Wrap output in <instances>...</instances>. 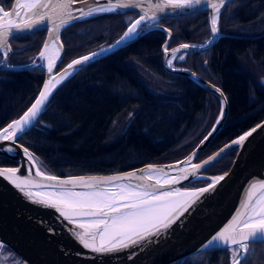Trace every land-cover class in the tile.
I'll list each match as a JSON object with an SVG mask.
<instances>
[{
    "label": "trees",
    "instance_id": "trees-1",
    "mask_svg": "<svg viewBox=\"0 0 264 264\" xmlns=\"http://www.w3.org/2000/svg\"><path fill=\"white\" fill-rule=\"evenodd\" d=\"M3 2L7 10L12 0ZM136 17L123 11L69 25L60 34L64 53L56 71L74 57L112 43ZM159 24L172 33L168 48L186 42L201 44L209 38L204 12L166 18ZM219 32L223 35L207 51L184 53V60L173 62L219 87L228 102L225 123L197 162L264 118V0L229 2L219 16ZM44 36L45 30H39L12 39L7 62H31ZM165 38V32L152 29L87 65L58 87L39 122L19 140L38 159L41 170L55 175L113 173L179 160L198 144L215 121L219 101L189 78L163 69L161 45ZM142 70L157 76L164 89L149 88ZM42 78L41 69L0 70V128L30 105ZM129 112L132 116L121 136L108 141L113 119ZM235 153L227 154L204 174L226 172ZM0 165L15 164L0 156ZM3 254L7 264L20 263L6 246ZM229 257L228 249H217L169 264H229ZM241 264H264V243L251 244Z\"/></svg>",
    "mask_w": 264,
    "mask_h": 264
},
{
    "label": "snow or ice",
    "instance_id": "snow-or-ice-1",
    "mask_svg": "<svg viewBox=\"0 0 264 264\" xmlns=\"http://www.w3.org/2000/svg\"><path fill=\"white\" fill-rule=\"evenodd\" d=\"M76 2L77 0H16L15 9L11 12L0 7V56L3 57L0 63H3L5 67H11L6 61L9 53L12 52L9 38L14 31H33L42 25H47L48 31V39L38 54L40 61H46L48 79L23 115L0 129V142H11L6 147L0 144V151L7 153L16 151V142L35 127L39 122L40 114L52 102L55 91L78 70V66L98 56L107 55L122 44H127L128 41L146 36L152 29L159 27L161 14H164L167 8L175 10L194 9L202 5L210 7L213 10L210 17V30L215 38L220 35L221 8L229 0H218V2L215 0H155V2L154 0H107L105 4L89 7L87 11L83 8H73ZM145 4L146 10L143 7ZM127 8H140L142 14L130 23L119 40L106 48L101 47L98 52L74 59L61 72H54L63 49V44L59 43L61 29L67 28L77 19ZM160 31L167 33L168 39H171L169 29L160 27ZM208 43L212 41L209 40ZM167 45L168 40L165 41L163 48L166 56L169 55ZM206 46L181 44L179 48L172 49L168 66L172 67V61L175 59L185 58L184 55L177 57V52ZM32 67L43 68L45 65H37L33 60ZM223 115L222 107L220 117L216 121L217 125ZM259 127L261 125L245 132L232 143L242 146ZM215 130L216 127L213 126V131L208 133V136L204 138L205 141L213 135ZM223 151L221 149V152ZM23 153L29 162L28 175H20L18 168H0V177L6 179L30 202L55 209L64 220L75 225L76 227L71 229L74 238L85 249L94 253H112L144 243H158L174 224L181 221L186 213L194 212L195 206L203 202L202 198L206 194L211 196L216 191V186L225 179L224 175L208 178L201 174L202 169L207 171L209 166H214L219 153L200 164H192L191 160L197 155L193 153L192 157L182 162L188 164L189 168H178L175 175L171 174V166L169 170H165L163 167L157 168L150 165L146 176L133 172L105 178L78 177L60 180L36 167L35 177H41L43 181L55 182L47 184L28 178L33 175L31 166L37 165L38 159L29 152L27 147L23 148ZM133 179L136 181L155 179V184L146 182L133 184L131 183ZM189 179L195 182L206 179L210 182L196 189L181 190V188L171 187ZM77 188L87 190L77 191ZM49 231L54 233L55 230L49 229ZM256 243H264V182H254L250 185L241 210L223 230L212 235L202 247L230 249L233 253L232 264H240L241 259L246 257L250 244Z\"/></svg>",
    "mask_w": 264,
    "mask_h": 264
},
{
    "label": "water",
    "instance_id": "water-1",
    "mask_svg": "<svg viewBox=\"0 0 264 264\" xmlns=\"http://www.w3.org/2000/svg\"><path fill=\"white\" fill-rule=\"evenodd\" d=\"M231 1L232 0H229V2ZM106 2L107 0H77V2L73 4V8H83L85 11H87L89 7L102 5ZM215 2H218V0H215ZM229 2L223 5L221 11ZM15 6L16 0H12L11 6L7 10H4L11 12L15 9ZM143 7L145 10L147 9L146 4L143 5ZM123 11H129L137 14V17L135 19H138L139 15L142 14L140 8L118 9L116 12ZM212 11L213 10L210 7L202 5L194 9L186 8L174 10L171 8H167L165 10V13L161 14V20H163L166 18H178L189 16L201 12L206 13V22L209 30V38L201 44H192L187 42L181 44L207 46L203 48L196 47L189 48L187 50H181L180 52H177L176 55L207 51L215 44L217 39L223 35L220 33V35L216 36L215 38H213L212 36L210 30V17ZM116 12L99 13L91 17H86L85 19L74 20L71 24L98 15L111 14ZM13 18L15 19V17ZM160 27L166 28L159 24V27L155 29L160 30ZM126 29L123 31V33L126 31ZM39 30H45V36L39 51L33 60L36 61L37 65L44 64L45 67L33 68V60L26 64L11 65V67H5L3 63H0V70L23 71L41 69L43 71L41 85L30 105L18 117L10 120L0 129L4 128L8 123L15 119H18L21 115H23V113L34 102L35 98L39 94V91L43 88L45 81L48 79V73L46 71V61H40L38 58V54L42 50L44 42L48 39L47 25H42L33 31H14L12 36L9 38V42L16 37L30 34ZM63 30L64 29H61L60 34ZM123 33L112 43L101 47L106 48L109 45L114 44L117 40L120 39ZM165 34L166 38L163 44L161 45V64L163 69L169 74L189 78L200 88L215 95L219 101V111L215 118V121L212 124L211 128L208 130V132L205 134V136L199 141V143L187 155L173 162L147 163L113 173L77 175H55L47 172L45 173L47 175H54L60 180L78 177L105 178L112 176H123L133 172H135L137 175L146 176L148 166L151 165L157 168L163 167L165 168V170H169V166H171V174L175 175L177 174L176 170L178 168H189L188 164H184L182 162L187 160L189 157H192L193 153H197V155L191 160L192 164H200L203 161L207 160L209 157L216 156V154L219 153V156H217L216 161L214 162L215 164L219 160L224 158L227 154L236 151L233 162L226 172L216 175H207L204 174L205 171L203 169L201 170V174L203 177L210 178L224 175L225 179L216 186V191L211 196H208L206 194L205 197L202 198L203 202L195 206L194 212H191V214L186 213L185 216L181 218V221H179L177 224H174L171 229H169L168 233L164 237H162L158 243H144L143 245L133 246L112 253H94L89 249H85L82 244L74 238L71 229L75 228V225L69 224L66 220H64L63 217L59 215V213L55 211V209L44 207L30 202L12 184H10L3 177H0V244L8 247L19 257V264H169L174 261L182 260L188 256L199 254L205 251L217 250L204 249L202 246L212 235L223 230L231 222L237 212L241 210L250 185L254 182H264V118L257 124L246 129L242 133L238 134L236 137L224 143L209 156L205 157L204 159L198 162L196 161V159L207 146V144L211 141V139L217 134L222 125L225 123L228 115V102L225 94L219 87L203 79L195 72L189 70L186 67L174 65V60L172 61V67L168 66V59L170 58L172 49L179 48L181 44H177L171 48H168L169 55L166 56L163 51L165 41L168 40L169 44L171 39L169 40L167 33ZM209 40H211L212 43L209 44ZM133 41L134 40L128 41L127 44H122L118 48L114 49L113 52H110L107 55L98 56L94 60L89 61L84 65L78 66V70L75 71L73 75L69 76L65 81L70 79L72 76H74L77 72H79L87 65L99 61L111 54H114L119 49L125 47ZM59 43H62L61 39ZM101 47L74 57L73 59L68 61L64 66H62L59 70L56 71L55 68L54 72H61L74 59L88 55L92 52H98ZM63 53L64 48L61 51V58L57 62L56 67L60 64L63 58ZM0 59H3V57L0 56ZM6 63L8 62L6 61ZM216 89H219V91H216ZM221 93H223V96H221ZM222 107L224 115L223 118L220 120V123L217 125L216 121L218 117H220ZM40 116L38 117V119L40 118ZM257 125H261V127L257 128L256 132H254L250 137H248V139L243 143L242 146L235 145L232 143L233 141L238 139L240 135H243L245 132H248L253 128H256ZM213 126L216 127V130L213 132V135L205 141L204 138L208 136L209 132L213 131ZM202 141H204L203 144L201 143ZM10 143L11 142H0V144L5 147ZM226 145H230V147H225ZM15 147L16 151L13 153L0 151L1 157H4L6 160L14 163L15 165H0V168H18L20 175L27 176L29 162L27 161L23 153V148L26 146H24L18 140L15 144ZM221 149H223L224 151L221 152ZM29 152L31 151L29 150ZM36 167H39V165L37 164L31 166V171L33 172V175L29 176V179H35L37 181L47 184L55 183L51 181H43V178L41 177H35L34 172L36 170ZM210 167L211 166H209L208 168ZM39 169L41 170L40 167ZM141 170L145 171L142 172ZM145 182L155 184V179L151 181H136L135 179H133L131 181V183L133 184ZM189 182L194 181L190 179L184 180L181 181V183L179 184L172 185L171 187L181 188V190L196 189L199 187L206 186V184L209 183L210 180H207V182L201 186H186V184H188ZM107 186L111 187V185ZM76 190L86 191L87 189L77 188ZM49 229H54V233L50 232Z\"/></svg>",
    "mask_w": 264,
    "mask_h": 264
},
{
    "label": "rangeland",
    "instance_id": "rangeland-1",
    "mask_svg": "<svg viewBox=\"0 0 264 264\" xmlns=\"http://www.w3.org/2000/svg\"><path fill=\"white\" fill-rule=\"evenodd\" d=\"M141 74H142L143 78H146V85L149 88H152L155 91L164 89V86L161 85V82L157 76L153 75L152 73H148L145 70H142ZM259 80H261V83L263 82L261 77L259 78ZM131 116H132V113L129 112V113H123V114L117 115L113 119V121L111 122L109 129H108V139H107L108 141H110V142L114 141L118 137L121 136L124 129L126 128V125L128 124L129 120L131 119ZM212 123H214V122H212ZM232 257H233V253H232ZM0 264H4L1 259H0Z\"/></svg>",
    "mask_w": 264,
    "mask_h": 264
},
{
    "label": "flooded vegetation",
    "instance_id": "flooded-vegetation-1",
    "mask_svg": "<svg viewBox=\"0 0 264 264\" xmlns=\"http://www.w3.org/2000/svg\"><path fill=\"white\" fill-rule=\"evenodd\" d=\"M4 0H0V7H2V8H4V2H3ZM171 40H172V36H171ZM170 40V41H171ZM170 43V42H169ZM180 55H182V54H180ZM180 55H177V57H179ZM184 60V59H183ZM178 61H182V60H180V59H178ZM204 66H206V63H204L203 64ZM200 76V75H199ZM203 78V77H202ZM204 79V78H203ZM206 80V79H205ZM209 82V81H208ZM211 83V82H210ZM251 245V244H250ZM250 247V246H249ZM229 255H230V257H229V264H231V262H232V251L231 250H229ZM3 256V257H2ZM6 257L7 256H5L4 254H3V245H1L0 244V259L3 261V263L4 264H7V260H6ZM245 258V257H244ZM243 258V259H244ZM243 259H241V261H240V264H241V262L243 261Z\"/></svg>",
    "mask_w": 264,
    "mask_h": 264
}]
</instances>
